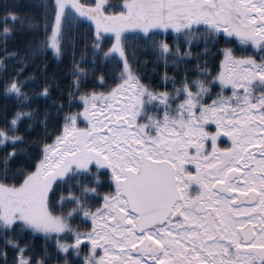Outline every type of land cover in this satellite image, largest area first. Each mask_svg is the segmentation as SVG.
Returning a JSON list of instances; mask_svg holds the SVG:
<instances>
[{"label": "snow or ice", "instance_id": "obj_1", "mask_svg": "<svg viewBox=\"0 0 264 264\" xmlns=\"http://www.w3.org/2000/svg\"><path fill=\"white\" fill-rule=\"evenodd\" d=\"M0 264H264V0H0Z\"/></svg>", "mask_w": 264, "mask_h": 264}, {"label": "trees", "instance_id": "obj_2", "mask_svg": "<svg viewBox=\"0 0 264 264\" xmlns=\"http://www.w3.org/2000/svg\"><path fill=\"white\" fill-rule=\"evenodd\" d=\"M29 2H38V0H21V3L27 4Z\"/></svg>", "mask_w": 264, "mask_h": 264}]
</instances>
